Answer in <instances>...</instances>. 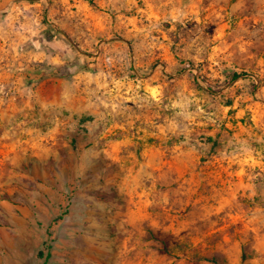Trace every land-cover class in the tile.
Masks as SVG:
<instances>
[{
  "label": "rangeland",
  "instance_id": "rangeland-1",
  "mask_svg": "<svg viewBox=\"0 0 264 264\" xmlns=\"http://www.w3.org/2000/svg\"><path fill=\"white\" fill-rule=\"evenodd\" d=\"M0 264H264V0H0Z\"/></svg>",
  "mask_w": 264,
  "mask_h": 264
},
{
  "label": "crops",
  "instance_id": "crops-1",
  "mask_svg": "<svg viewBox=\"0 0 264 264\" xmlns=\"http://www.w3.org/2000/svg\"><path fill=\"white\" fill-rule=\"evenodd\" d=\"M133 213H136V210H135V209H134V210H132V214H133Z\"/></svg>",
  "mask_w": 264,
  "mask_h": 264
},
{
  "label": "trees",
  "instance_id": "trees-1",
  "mask_svg": "<svg viewBox=\"0 0 264 264\" xmlns=\"http://www.w3.org/2000/svg\"><path fill=\"white\" fill-rule=\"evenodd\" d=\"M212 260V259H211Z\"/></svg>",
  "mask_w": 264,
  "mask_h": 264
}]
</instances>
